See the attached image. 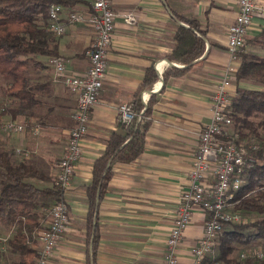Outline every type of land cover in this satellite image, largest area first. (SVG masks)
I'll return each mask as SVG.
<instances>
[{
  "label": "crops",
  "instance_id": "1",
  "mask_svg": "<svg viewBox=\"0 0 264 264\" xmlns=\"http://www.w3.org/2000/svg\"><path fill=\"white\" fill-rule=\"evenodd\" d=\"M111 3L117 16L106 74L99 100L90 108L81 157L62 193L68 206V223L47 264H88L96 230L95 264H164L166 239L181 192L188 186L198 133L210 119L213 87L230 62L227 33L237 14L238 0H111ZM88 6L89 0H79L70 7L63 6V13L86 12ZM126 12L134 14L135 24L124 21L121 14ZM176 14L199 23L202 33H195L204 41V52L182 74L164 78L166 71L184 67L169 59L176 44V31L180 26L188 27ZM262 28L264 16L255 13L247 31L245 52L264 55V45L254 40ZM93 39V29L85 21L67 22L61 35H52L49 45L64 58V74L56 75L46 56V79L30 80L31 85L38 87V107L45 97L46 107H34L29 116L14 117L16 122L25 124L22 132L0 134V148L12 152V164L26 161L46 177V181L27 179L37 187L51 185L73 124L71 114L76 96L65 85L64 76L85 73L89 64L86 51ZM148 70L154 80L145 85L143 76ZM238 85L246 87L248 81L236 82L233 74L231 95ZM151 97L154 101L144 149L132 161L111 163L112 176L90 215L87 185L92 179L94 161L106 148L110 136L125 130L117 117L118 104L134 106L138 100L142 104L140 110H144ZM7 119L8 116L2 117V121ZM37 125L39 130L35 134ZM207 180L210 182L211 177ZM39 212L43 214L41 227H45L49 213L46 214L45 208ZM204 217L199 210L193 212L178 251L179 264H193L189 250L203 235ZM2 227L0 223V231ZM36 243L37 250L39 242ZM21 258L6 251L5 244L0 243V264H16Z\"/></svg>",
  "mask_w": 264,
  "mask_h": 264
},
{
  "label": "trees",
  "instance_id": "2",
  "mask_svg": "<svg viewBox=\"0 0 264 264\" xmlns=\"http://www.w3.org/2000/svg\"><path fill=\"white\" fill-rule=\"evenodd\" d=\"M79 0H0V74L11 81L2 88L3 97L10 105H0V129L3 116L14 119L18 115L29 116L34 107H38L37 86L31 85L25 73L29 61L35 66L44 67L39 57L59 56L57 50L49 45L53 32L47 29L48 8L52 4L70 7ZM176 17L186 22L188 27L180 26L175 33L176 44L169 55L184 65L164 73L179 75L189 69L192 61L204 52V41L195 31H200L195 19ZM201 32V31H200ZM254 38L264 45V28ZM202 33V32H201ZM240 64L234 74L238 82L241 79H254L264 82V55L240 51ZM145 85L154 80L151 71L145 74ZM37 78H34L36 80ZM33 80V79H32ZM253 80V82H254ZM252 81V80H249ZM231 97L230 115L233 127L238 133V141L245 138L246 128L255 134L257 147H248L249 154L254 158L253 164L247 169L244 182L234 195L233 211L241 215L257 214L259 218L230 222L218 236L215 245L218 255L215 260H224L226 264H264V256L249 255L240 260L228 258V254L236 249V244H251L264 240V134L260 135L257 128L264 132V88L235 86ZM151 97L139 120L133 119L129 124H122L124 133H113L108 139L106 148L95 159L92 168V179L87 185L89 197V214L96 208L98 200L105 192L107 182L112 176L113 161L129 162L134 160L144 149V137L150 124ZM14 102V103H13ZM43 106V105H42ZM135 109L139 111L142 104L136 100ZM251 118H258L254 122ZM8 120V119H7ZM38 126V125H37ZM1 145V144H0ZM12 152L0 148V223L10 231L5 239L6 251L18 254L22 258L16 264H34L37 250L36 242L43 214L40 208H48L52 202L62 198V190L51 180L47 187H37L28 178L46 177L33 165L23 161L12 164ZM91 215V214H90ZM98 234L93 235L91 260L95 264V250ZM236 243V244H235Z\"/></svg>",
  "mask_w": 264,
  "mask_h": 264
},
{
  "label": "built area",
  "instance_id": "3",
  "mask_svg": "<svg viewBox=\"0 0 264 264\" xmlns=\"http://www.w3.org/2000/svg\"><path fill=\"white\" fill-rule=\"evenodd\" d=\"M47 13V29L56 35L64 32L67 22L85 21L94 32V39L86 51L89 64L85 73L81 76H64L63 79L71 93L76 96V106L71 114L73 124L68 132L65 149L56 163L57 172L54 177V183L63 192L69 185L75 164L82 154V140L87 133L90 108L99 100L117 14L111 0H89L86 12L63 13L62 5L52 4ZM255 13L264 16V1L238 0L237 14L227 33L226 49L230 62L213 87L210 119L198 133L197 149L188 172V186L181 192L166 239L164 264H179L178 251L195 210L203 212L205 219L203 235L189 250L193 256V264H221L214 259L213 249L217 238L225 224L242 220L241 213L231 208L235 201L234 195L244 182L247 169L253 164L254 158L249 154L246 145L238 141V133L233 129L230 85L240 64V51L246 45L247 31ZM121 16L128 24L136 23L132 12L123 13ZM48 64L56 75L64 74L63 57L51 56ZM116 110L118 120L124 124H129L134 118L139 120L143 111H137L132 103L118 104ZM1 128L8 132H22L25 124L8 119L1 124ZM38 130L36 126L34 133L37 134ZM208 177H211L210 182ZM68 219L69 211L64 199L54 202L49 211L47 225L38 231L39 246L34 264L48 263ZM255 254L258 257L264 256L261 252Z\"/></svg>",
  "mask_w": 264,
  "mask_h": 264
},
{
  "label": "rangeland",
  "instance_id": "4",
  "mask_svg": "<svg viewBox=\"0 0 264 264\" xmlns=\"http://www.w3.org/2000/svg\"><path fill=\"white\" fill-rule=\"evenodd\" d=\"M261 42L264 43V39H261ZM262 54H264V53H262ZM39 59L42 61V64L44 65L43 68L33 65V63L31 61H29V66L25 68V73L27 74L28 77L32 78L33 80H34V78L46 79V67H45L46 66V57H39ZM249 80H252V81H249ZM253 80L254 79H246V81H248L247 86L264 88V82L255 81V80L253 82ZM10 81H11V79L9 77H6V76L0 74V105L5 104L7 106V105L11 104V102L9 100H5V98L3 97L4 96L3 92H2V88L4 86H6ZM35 90L37 91L38 89L35 88ZM43 106L46 107V97L43 101ZM38 108H42V106L38 107ZM40 112H42L41 109H40ZM251 119L254 122H257V120H258V118H251ZM233 129H234V127H233ZM235 129H234V131H236ZM241 131L246 132L247 135L245 136V138H243L240 141L243 142L246 145V147L247 146L248 147H257L258 140L256 139L255 134L246 128H242ZM257 131L260 135L264 134V132H262L260 127L257 128ZM10 133L11 132L5 131L2 128L0 129V134H2V135L4 134L7 136ZM43 133H46V132H43ZM51 204H53V202ZM51 206L48 208L47 207L45 208L46 214L49 213ZM259 216H261V215H257V214L244 215L243 214L242 218L244 220H253L256 217L259 218ZM2 228H3V231H0V243L5 244V239L7 238L8 234H10V231H8L7 228L4 226ZM256 252H261L262 255H264V240H259V241H256L254 243H251V244H238L237 243L236 249L228 254V258L234 259V260H240V259H243V258L249 256V255L255 254ZM217 255H218V252H217V250H215V257H217ZM220 262H221V264H226L224 262V260L220 259Z\"/></svg>",
  "mask_w": 264,
  "mask_h": 264
}]
</instances>
